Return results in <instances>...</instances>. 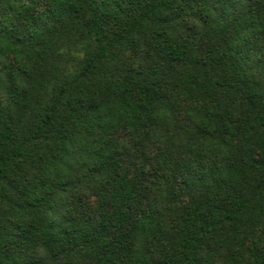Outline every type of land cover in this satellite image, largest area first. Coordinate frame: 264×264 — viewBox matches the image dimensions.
I'll return each mask as SVG.
<instances>
[{"label":"trees","instance_id":"trees-1","mask_svg":"<svg viewBox=\"0 0 264 264\" xmlns=\"http://www.w3.org/2000/svg\"><path fill=\"white\" fill-rule=\"evenodd\" d=\"M0 264H264V0H0Z\"/></svg>","mask_w":264,"mask_h":264}]
</instances>
